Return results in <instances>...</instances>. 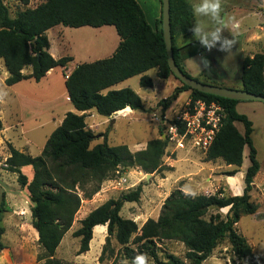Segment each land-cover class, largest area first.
<instances>
[{
  "label": "trees",
  "instance_id": "obj_1",
  "mask_svg": "<svg viewBox=\"0 0 264 264\" xmlns=\"http://www.w3.org/2000/svg\"><path fill=\"white\" fill-rule=\"evenodd\" d=\"M22 2L28 4V0ZM159 2L161 4V0ZM191 5L188 0H170L173 56L188 77L191 76L185 72L181 61L185 56L205 50L195 40L182 47L176 46L177 32L184 36L191 34L189 28L194 19ZM58 25L69 28L112 26L120 42L110 57L78 64L65 79L70 104L83 114L67 112L47 138L39 156L33 157L13 147L9 149L6 170L17 174L23 198L30 208L32 228L47 258L54 256L71 228L81 200H89L98 193L104 181L115 178L118 168L138 167L148 174L171 170L162 161L168 147L167 139H152L145 149L136 152H131L126 145L109 146L106 141L91 147L95 135L85 122V112L90 110L106 118H112L127 107L131 111L143 110L142 100L133 90H109L128 78L141 75V87H152L151 79L143 75L150 69H155L160 79L175 78L167 64L161 11L155 25L151 26L135 0H43L36 7L16 11L10 17L7 6L0 0V60L8 73L7 86L26 80L38 83L50 70L64 68L72 61L71 57L55 59L48 51L46 31ZM26 68H30L28 74L23 72ZM239 81L240 90L264 96V54L243 58ZM203 83L225 87L216 82ZM184 92L189 93L191 101L217 102L223 108L222 126L204 152L206 161L222 160L226 166L233 167L228 173L232 176L242 164L244 148H248L249 165L244 174L242 194L192 198L175 189L164 200L157 219H148L139 229L135 221L120 215L124 202L139 200L141 187L138 186L116 200H107L79 221L80 227L72 234L80 241L78 255L89 250L93 229L106 226L107 246L109 238L114 237L130 263L155 240H176L186 248L185 258L189 264H202L221 241L227 240L233 255L243 264H264V256L255 252L237 230L240 218L256 214L259 208L251 195L254 177L260 169L251 137L252 122L236 109L242 101L203 94L182 83L171 96L159 102L163 109L162 119L168 104ZM171 117L167 119L170 125L174 123ZM237 123L242 124V133L235 126ZM163 134L164 128L159 127V136ZM25 166L32 169L31 179L21 170ZM1 205L0 239L4 233L1 224L4 201ZM223 208H228L224 216L218 212ZM210 210L217 212L208 214ZM131 244L137 245L136 250ZM4 248L0 241V251ZM150 254L155 256L153 252ZM163 264L185 263L169 255Z\"/></svg>",
  "mask_w": 264,
  "mask_h": 264
},
{
  "label": "rangeland",
  "instance_id": "obj_2",
  "mask_svg": "<svg viewBox=\"0 0 264 264\" xmlns=\"http://www.w3.org/2000/svg\"><path fill=\"white\" fill-rule=\"evenodd\" d=\"M42 1L28 0V4L24 5L22 0H3L10 17H13L16 11L34 8ZM188 1L191 4L199 2V0ZM222 4V15H233L241 22L233 52L227 54L216 48L210 52L200 50L185 56L181 65L192 78L202 82H216L231 89H240L239 79L243 58L252 57L256 53L264 54V0H222ZM198 20L211 24L208 18L194 16L191 27ZM86 29L77 30L58 25L49 30L46 37L48 36L54 56L71 54L74 58L71 63L73 66L83 62H94L96 56H100V52L109 44L111 33L108 31L103 34L105 30L92 27ZM225 35L229 34L226 32ZM192 36V33L184 36L177 32L176 46L182 47L194 40ZM201 57L207 58L210 68L204 67ZM67 65L64 68L56 67L54 72L38 83L26 80L16 86H6L5 79L8 75L0 60V87H4L8 93L4 102L0 103L2 123L0 208L4 201L3 209H5L1 212L4 233L0 241L5 248L0 251V264H132L124 258L122 248L114 237L109 238L107 246L106 226H96L93 229L89 250L78 255L80 241L72 234L80 227L79 221L107 200H116L121 195L134 191L138 186L141 187L139 200L124 202L120 215L135 221L139 229L148 219H157L164 200L175 189L183 191L185 185H189L198 195L240 196L242 194L244 174L249 165L247 147L243 150L240 168L234 175L229 176L228 173L233 167L226 166L222 160L206 161L205 153L202 151L189 147L177 149L169 144L162 161L164 165L171 167V170L148 174L138 167L118 168L115 178L104 181L98 193L89 200H81V206L71 228L63 236L54 256L47 258L32 228L30 208L23 198L24 191L17 182V174L6 170L5 161L10 156V147L33 157L39 156L53 131L55 122L52 118L57 120L64 112H73L72 105L66 104L63 92L62 76L65 77L71 71V66ZM23 72L28 74L30 68L24 69ZM143 75L151 79L152 87H141L139 83L141 76L137 75L109 89L133 90L141 98L143 110L125 111L112 118L103 117L94 110L85 112L86 125L95 135L91 147L106 141L109 146L126 145L131 152H136L145 149L148 141L162 138L163 135L159 136L160 124L154 121L152 115L156 114L158 118L162 116L163 109L159 106V102L171 96L180 83L173 77L158 78L155 69H150ZM189 99V93L181 98L178 96L168 104V108L172 110L173 107H179ZM236 109L252 122L251 137L260 165L253 184L258 187H254L251 194L252 200L259 205L258 211L254 215L241 217L237 223V230L255 252L264 256V220L260 221L264 219V105L260 101H242ZM236 127L239 131H243L242 124L237 123ZM21 170L31 179L30 166L22 167ZM227 211L228 208H223L218 212L224 216ZM216 212L210 210L208 214ZM130 247L136 250L137 245L131 244ZM148 247L150 248H144L142 253L149 256L150 264L166 263L169 255L189 264L185 258L186 248L179 241L155 240ZM152 252L155 256L150 254ZM202 264L243 263L233 255L228 241L223 240Z\"/></svg>",
  "mask_w": 264,
  "mask_h": 264
},
{
  "label": "built area",
  "instance_id": "obj_3",
  "mask_svg": "<svg viewBox=\"0 0 264 264\" xmlns=\"http://www.w3.org/2000/svg\"><path fill=\"white\" fill-rule=\"evenodd\" d=\"M67 77L68 75L65 79ZM170 115L174 121L171 125L167 120ZM152 117L159 122V127L164 128L163 137L168 140V145H174L177 149L189 147L206 152L222 126L224 113L217 102L189 99L177 108H168L163 115L164 119L162 116L158 118L156 114ZM5 166L7 167L6 161Z\"/></svg>",
  "mask_w": 264,
  "mask_h": 264
},
{
  "label": "clouds",
  "instance_id": "obj_4",
  "mask_svg": "<svg viewBox=\"0 0 264 264\" xmlns=\"http://www.w3.org/2000/svg\"><path fill=\"white\" fill-rule=\"evenodd\" d=\"M194 16L208 18L211 24L198 20L189 28L193 34L192 38L199 42L202 48L211 51L216 48L218 51L230 54L237 44L236 36L241 29V22L233 15H222V0H199L191 5ZM229 35H225V33ZM201 63L205 68H210V62L201 57ZM8 93L4 87H0V103H3ZM185 195L195 198L198 193L189 185L183 189ZM132 264H150L149 256L141 253L135 256Z\"/></svg>",
  "mask_w": 264,
  "mask_h": 264
},
{
  "label": "water",
  "instance_id": "obj_5",
  "mask_svg": "<svg viewBox=\"0 0 264 264\" xmlns=\"http://www.w3.org/2000/svg\"><path fill=\"white\" fill-rule=\"evenodd\" d=\"M161 28L169 70L180 83L186 85L192 90H196L203 94L237 101H260L264 105V96L256 95L245 90L231 89L227 87L206 84L197 81L192 77H188L182 72V70L177 66L173 56L170 26V0H161ZM125 111H131V108L127 107L121 111H118L114 116ZM162 139H164L163 136Z\"/></svg>",
  "mask_w": 264,
  "mask_h": 264
},
{
  "label": "crops",
  "instance_id": "obj_6",
  "mask_svg": "<svg viewBox=\"0 0 264 264\" xmlns=\"http://www.w3.org/2000/svg\"><path fill=\"white\" fill-rule=\"evenodd\" d=\"M138 4H139V6L141 7V9L143 10V13H144V15H145V18H146V20H147V22L151 25V26H154L155 25V23H156V20L158 19V17H159V15H160V11H161V4H160V2H159V0H135ZM87 28V26H85V27H80V28H74V29H77V30H87L86 29ZM89 28V27H88ZM111 28V29H110ZM50 30H52V29H50ZM97 30H105L104 32H103V34H106L108 31H109V33H111V35H110V42H109V44H107V46H106V48H105V50H103V51H101L100 52V56H96V60H100V59H104V58H108V57H110L113 53H114V51L116 50V48H117V46H118V44H119V42H120V38L118 37V35H117V33H116V31H115V29H114V27H112V26H103V27H100V28H97ZM48 32H49V30L48 31H46V34L48 35ZM88 32V34H90V31H87ZM114 34V35H113ZM90 35H92V34H90ZM48 37V36H47ZM106 39V38H105ZM49 41V40H48ZM49 53L51 54V56L52 57H54L55 59H59V58H61L60 56L59 57H55L54 56V53H53V51H52V49H51V44H50V42H49ZM62 57H71L72 59H74L73 58V56H71V54H67L66 56H62ZM95 60V61H96ZM72 63V61L67 65V66H71V71L73 70V68L76 66V65H78V64H76V65H72L71 64ZM83 63H87V62H83ZM54 70H55V68L54 69H52V70H50L49 72H47V74H46V76L44 77V78H46L47 76H49L52 72H54ZM71 71L69 72V74L71 73ZM69 74H67V75H69ZM7 75H8V73H7ZM141 76V75H140ZM43 78V79H44ZM42 79V80H43ZM41 81V80H40ZM39 81V82H40ZM64 81H65V77H63L62 76V82H63V85H64ZM21 82H23V81H21ZM21 82H19V83H21ZM19 83H17V84H19ZM17 84H15V85H13V86H16ZM7 86V85H6ZM177 87V86H176ZM64 98H65V101H66V104H70V102H69V100H68V96H67V93H66V90H65V87H64ZM188 93H186V92H184V93H181L180 95H179V98H181L183 95H187ZM71 105V104H70ZM237 108V107H236ZM73 112L74 113H76V114H83L82 112H78V111H76L74 108H73ZM67 112H64L61 116H59L58 118H57V120H55L54 118H52V120H53V122H55V124H54V128H53V130L56 128V127H58L59 125H60V123L62 122V120H63V118H64V116H65V114H66ZM236 126V125H235ZM238 129V128H237ZM239 130V129H238ZM240 133H242L241 131H239ZM247 169V168H246ZM255 178H256V176L254 177V180H253V184L255 183ZM254 187H258L257 185H254ZM25 200V199H24ZM26 201V200H25ZM256 218V217H255ZM257 220V219H256ZM264 219H262V220H260V221H263ZM35 236H36V238H37V240H38V235H37V233L35 232Z\"/></svg>",
  "mask_w": 264,
  "mask_h": 264
}]
</instances>
